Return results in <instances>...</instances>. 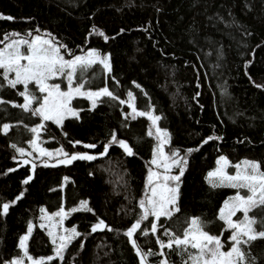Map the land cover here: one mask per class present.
I'll use <instances>...</instances> for the list:
<instances>
[{"label": "trees", "instance_id": "16d2710c", "mask_svg": "<svg viewBox=\"0 0 264 264\" xmlns=\"http://www.w3.org/2000/svg\"><path fill=\"white\" fill-rule=\"evenodd\" d=\"M0 16L12 18L0 19V48L17 38L12 34L47 38L44 34L50 33L75 55L92 49L109 54L112 70L104 76L96 65L92 72L101 76L93 88L107 86L124 100L130 91L141 111L151 105L153 114L162 117L157 126L169 133L166 152L175 149L183 155L186 149H195L180 178L179 211L168 221L160 218L158 225L163 226H158L157 236L150 231L147 236L139 235L145 226L150 229L151 217L134 233L144 252L165 253L164 257H148L149 264H158L162 258L168 264H183L175 246L161 249L156 240L167 241L164 227L182 235L188 217L212 221L208 230L220 235L222 222L216 215L234 191L210 187L205 181L207 173L221 155L232 166L257 161L264 171V89L255 86L264 85V0H0ZM93 26L107 41L90 34ZM61 53L71 58L68 51ZM247 61L251 63L245 68ZM17 91H23L22 86L2 87L0 99L22 104ZM34 94L41 95L36 89ZM101 100L89 111L88 101L74 99L71 105L79 110L80 118H67L61 127L44 122L38 144L48 151L60 148L69 154H93L96 149H85L83 144L95 143L100 149L115 131L135 156L125 158L113 145L108 157L92 162L75 160L47 167L39 162L23 163L9 145L27 151L32 136L27 128L39 124V117L0 104V125H12L7 134H0V204H10L7 214L0 216V264L21 255L17 245L29 221L33 230L27 241L28 255L34 260L53 255L54 245L38 227L39 209L53 213L62 204L66 212L79 209L66 215L64 226H75L82 235L69 244L63 260L53 258L45 264H138L127 238L118 231L129 227L139 212L136 201L145 195L155 140L146 135L148 119L124 120L121 113L129 111L126 104L120 106L107 97ZM209 136L221 139L202 144ZM74 141L81 143L73 147ZM29 175L32 180L22 184ZM21 192L23 197L12 205ZM84 200L87 206L81 205ZM98 219L113 231L88 235ZM229 235L225 231L221 236L226 244ZM81 239L83 250H79ZM249 251L256 264H264V239L254 241Z\"/></svg>", "mask_w": 264, "mask_h": 264}, {"label": "snow or ice", "instance_id": "6c2138e0", "mask_svg": "<svg viewBox=\"0 0 264 264\" xmlns=\"http://www.w3.org/2000/svg\"><path fill=\"white\" fill-rule=\"evenodd\" d=\"M157 11L159 10L157 9ZM0 19L12 18L0 16ZM123 31L124 29H120V32ZM90 34L102 36L105 41L108 39L102 31L96 29L94 26L90 30ZM12 35H15L17 38L3 44V47L0 48V70H2L0 77L3 80V83H0V88L7 86L16 89L17 85H22L23 91H17V95L23 97V103L17 104L14 101L0 99V104L7 103L13 108L21 109L25 113L30 112L33 117H39V124L27 128L32 134L31 139L27 143L31 146L32 151L37 153V158L39 156L52 157V153L37 146L38 136L44 127V122L51 121L57 127H61L63 120L68 115L74 116L77 119L80 118L78 116L79 110L71 107V101L76 96H82L89 100V111L95 109L98 103H103L101 97H107L111 101L117 102L120 106L127 105L129 111L121 113L124 120L145 117L150 121V128L146 135L156 139L158 142L153 147L152 159L149 163L155 167H162L164 174L161 175L149 169L145 180V195H142L136 201V207L139 208V212L136 213V219L122 232L117 231L118 234L127 238V243L131 246L137 257L138 264H149L148 257L152 255L164 257L165 253L163 252L154 253L151 250L144 252L133 238L134 233H137V230L141 229L144 221L152 217L150 229L145 226L139 232V235L147 236L150 231L153 236H157L158 226H163L158 225L160 218L163 217L165 221H168L179 211L180 178L185 172L188 157L195 149H186L183 155H180L178 150L175 149L171 150L170 153L166 152L165 145L169 142V133L166 129L157 126V122L162 117L153 114L151 105L148 106L147 111L138 110L134 104L135 97L132 92H127V100H124L109 90L107 86L95 91L84 89L82 74L87 67L98 64L102 67L106 76L111 72L112 66L109 54H100L95 49H92L86 55H75L67 49L66 45L59 43L54 37H51L50 33L44 34L47 38L31 34H29L30 38H20V34ZM5 39H8L7 35ZM22 46L26 47V52L22 50ZM62 49L69 52L70 59H65L61 53ZM250 63L251 61L245 62V68ZM78 68L81 72V80L74 84L73 81ZM10 74H14V76H10ZM245 74L247 75V73ZM57 77L67 80V91L61 90V85L58 83H49V81ZM113 82L117 83L115 80ZM32 83L35 84V89L41 94L39 97L30 90L29 85ZM132 83L141 92H145L135 81ZM255 86L264 89V85ZM197 87H199V84H197ZM196 95L198 96L199 93ZM34 102L36 104L35 107H33ZM127 126V124L124 125V127ZM11 127L12 125L8 123L0 125V134H7ZM62 134L66 135V133ZM213 139L219 140L221 137L209 136L201 143H207L208 140ZM71 143L75 147L76 144L81 142L74 141ZM113 145L122 151L125 158L136 155L134 149L124 139H118L115 131L109 135L100 149H97L95 143L83 144L85 149H96V152L93 154L80 152L69 154L60 148L56 149L55 152L64 157L58 161L61 164H71L74 160L92 162L108 157L110 155V148ZM9 146L20 157L29 155L23 147H19L16 144H10ZM23 163H28V161L25 159ZM216 164L218 167L214 171H209L205 176L206 183L212 188L222 186L236 190L235 194L225 199L218 209L216 220L222 222L220 235L212 234L208 230L212 221H204L200 217H188L185 221L186 227L183 229L182 235H176L169 228L164 227L163 235L167 237V241L164 242L157 238L156 244L161 249H172L175 246L177 255L181 256L183 264H256L249 250L254 241L264 239V171H261V164L259 162L244 160L235 166V174H227L224 169L228 166L229 161L223 155L218 157ZM45 166L49 165L45 164ZM173 167L179 169L177 174H170ZM8 171L11 172L14 169H8ZM89 175L91 176L92 173L90 172ZM30 180H32L31 175L21 183L27 184ZM149 185L152 186L151 194H147ZM241 190H245L244 193ZM22 197L23 192L17 195L10 203L14 205ZM87 204L88 201H81V205L87 206ZM9 207L10 204L8 202L0 204V216L7 214ZM77 210L79 209L71 208L66 212L62 204L57 212L49 214L45 208L41 207L39 211L43 215L40 219L51 221L53 217H59L62 222L66 215ZM88 210L91 211V209ZM237 213L242 215L237 217ZM256 213H259V215ZM233 217L237 218L233 219ZM257 225L259 228H257ZM40 227L43 228L44 224L42 223ZM53 227L49 226L47 235L54 245L53 252L55 253V258L63 260L65 250L69 244L82 234L76 230L75 226L72 229H63L62 224L60 233L55 234ZM32 228L33 223L29 221L26 234L21 235L19 238L17 247L21 255L5 261L4 264H25V259L27 264H45L46 261L53 260L54 257L52 256L34 260L28 255L27 241ZM105 230L109 232L113 231L104 220L98 219L96 223L91 225L88 235ZM225 231L230 232V235L227 237L230 244L227 251L222 250L224 243L221 236ZM65 232L67 234H64ZM79 245V250H83L85 246L83 239L79 240ZM97 247H100V245H97ZM190 249H194L195 251H190ZM185 255L187 256L186 260L184 259ZM158 264H168V261L162 258Z\"/></svg>", "mask_w": 264, "mask_h": 264}, {"label": "rangeland", "instance_id": "374dc122", "mask_svg": "<svg viewBox=\"0 0 264 264\" xmlns=\"http://www.w3.org/2000/svg\"><path fill=\"white\" fill-rule=\"evenodd\" d=\"M8 43H9V42H8ZM22 50L25 51V52L27 51L26 47H23V46H22ZM88 51H89V50H88ZM88 51H87V52H88ZM87 52H85V53H83V54L86 55ZM81 55H82V54H81ZM96 65H98V64L91 65V66L87 67V68L83 71L82 78H83V83H84V89H85V90H92V91L97 90V89H94L93 87L97 84V82H98V80H99V78H100L101 75H100L99 73H94V72H92V69H93ZM98 66L102 69V67H101L100 65H98ZM102 72H103V69H102ZM103 74H104V72H103ZM10 76H14V74H10ZM104 76H106V75L104 74ZM80 80H81V72H80V69L78 68V69H77V72H76V76H75L73 82H74V84H75L76 82H79ZM49 83H58V84L61 85V90H63V91H67V90H68V82H67L66 79H62V78H60V77H57V78H55V79L49 81ZM20 86H22V85H20ZM22 88H23V86H22ZM29 88H30V90H32L33 92H35V84H34V83L30 84V85H29ZM38 92H39V91H38ZM101 98H102V97H101ZM74 99H84V100H86V101L89 102V100H88L87 98L82 97V96H76V97H74V98L72 99V101H73ZM72 101H71V102H72ZM89 106H90V102H89ZM71 107H73V105H71ZM73 108H74V109H77V108H75V107H73ZM152 112H153V111H152ZM67 118H76V117L71 116V115H68V116L65 117V119H67ZM144 118H145V117H144ZM65 119H64V120H65ZM64 120H63V121H64ZM153 133H154V129H153ZM154 140H155V144H157L158 141H157L156 139H154ZM166 145H167V144H166ZM166 145H165V146H166ZM37 146H38V148H41V146L38 144V142H37ZM41 149H43V148H41ZM44 150H45V149H44ZM46 151H48V150H46ZM48 152L52 153V157H51V158H49L48 156H39V157L37 158V153H36V152H33L31 146L29 145V149L26 151V153H29V155H26V156H24V157H20V161L23 162V160L26 159V160L28 161V163L39 162V164H41V165H45V164H47V165H49V166L65 165V164L58 163L59 160H61V159L64 158L63 156L58 155L55 151H48ZM151 159H152V158H151ZM74 161H75V160H74ZM150 161H151V160H150ZM72 162H73V161H72ZM239 164H240V163H239ZM67 165H69V164H67ZM236 165H237V164H236ZM236 165L232 166V165H230V163H229L228 166L224 169V171H225L227 174H235V172H236V167H235V166H236ZM217 167H218V166H217V164H216L215 168H214L212 171H214ZM149 169H152V171H154V172H156V173H159V174H161V175L164 174V169H163L162 167H155V166L149 164ZM178 171H179L178 168L173 167L172 170H171V173H170V174H177ZM210 179H214V178H210ZM151 187H152V186L149 185V189H148V193H147V194H151ZM220 187H222V186H220ZM225 188H228V187H225ZM230 189H232V188H230ZM232 190H233L234 192H233L230 196L234 195L235 192H236L235 189H232ZM244 191H245V190H241L242 193H244ZM230 196H229V197H230ZM56 212H57V211H56ZM47 213H48V212H47ZM49 214H51V213H49ZM42 215H43V214L40 213V218L42 217ZM241 215H242V214L237 213V217H239V216H241ZM237 217H233V219H236ZM151 218H152V217H151ZM64 221H65V218H64L63 221L61 222L59 217H53L51 221H47V220L40 219L39 222H38V227L41 228L40 225L43 223V224H44V227L41 228V229L45 230V232L48 233L49 226L51 225V226H54V227H53V232H54L55 234H59L60 231H61V224H62V226H63V229H66L65 226H64ZM32 230H33V228H32ZM64 234H67V233L65 232ZM30 235H31V234H30ZM30 235H29V236H30ZM48 238H49V236H48ZM49 240H50V238H49ZM50 241H51V240H50ZM51 243H52V242H51ZM223 243H224V248H223L222 250H223V251H227V249H228V247L230 246V244H226L225 242H223ZM52 244H53V243H52ZM190 251H193V252H194L195 250H194V249H190ZM51 256L55 258V253H53V255H51ZM25 264H27L26 259H25Z\"/></svg>", "mask_w": 264, "mask_h": 264}]
</instances>
